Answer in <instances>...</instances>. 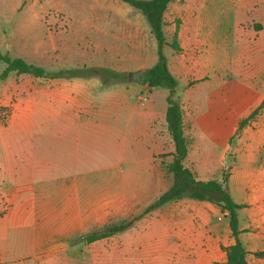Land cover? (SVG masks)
Returning <instances> with one entry per match:
<instances>
[{"label":"crops","instance_id":"obj_1","mask_svg":"<svg viewBox=\"0 0 264 264\" xmlns=\"http://www.w3.org/2000/svg\"><path fill=\"white\" fill-rule=\"evenodd\" d=\"M96 1L98 8L84 11L73 9L74 0H69L71 7L61 6L70 18V31L82 33L79 39L103 51L102 58L107 62L118 63V57L124 62V53L118 50L124 47L136 24L127 18L124 5L115 8L116 0ZM255 1L172 0L164 21L171 8L175 16L183 17L179 32L214 31L222 17L227 24L236 25L234 17L246 14ZM134 10L142 20L133 38V62L147 64L146 69L156 62V42L146 47V35L150 39L152 34L145 17ZM109 13L116 24L99 19ZM207 13L217 21L204 24ZM168 27L164 26V32L173 31ZM173 55L167 58L169 70L178 84L181 78L185 86L188 73L197 69L191 66L197 59ZM199 59L204 67V57ZM201 69L203 73L210 71L208 67ZM48 80L30 92L14 89L12 95L18 96L13 104L16 108L5 133L0 135V174L7 181L0 192V264H63L76 254L77 248H70V244L80 242L100 245L98 252L88 256L90 264L94 256L100 257L99 264H157L161 257L173 256L174 252L180 257L198 258L199 262L197 259L193 264L225 261L221 246L234 242L228 222L213 227V204L190 198L169 202L122 232L91 243L84 241L94 228L140 214L142 207L146 208L170 185L171 176L160 167L163 158L165 165L171 162L166 154L173 152L171 138L162 131L166 129V101L164 105L156 103V90L151 88L148 105H138L140 86L103 87L98 78ZM192 94L186 89L182 94V103H188L183 135L189 144L183 163L196 179L206 181L204 177L219 175L216 172L221 155L215 154L212 145L223 140L229 126L223 123L220 106L203 103L206 93ZM186 127L190 128L189 136ZM249 134L244 131L240 143L249 136L254 146L264 142V126L259 138ZM254 146H246L244 152L236 154L227 181L229 194L231 188L235 196L233 201L244 204L237 216L238 239L250 256L264 253V159L256 157ZM174 240L188 241L193 249L184 244L174 247ZM88 253L85 248L84 256ZM253 264H264V257L253 258Z\"/></svg>","mask_w":264,"mask_h":264},{"label":"rangeland","instance_id":"obj_2","mask_svg":"<svg viewBox=\"0 0 264 264\" xmlns=\"http://www.w3.org/2000/svg\"><path fill=\"white\" fill-rule=\"evenodd\" d=\"M110 1L114 2L115 0ZM115 2L118 4L115 7L118 10L122 8V5L125 6L127 18H130L136 24L135 27H132L131 33L128 34L129 39L126 40L124 47L122 46V49L118 50V52L123 51L124 62H121L120 57L115 58L118 63L111 64V62H107L102 58L104 56L103 51L94 48L90 43L85 44L83 40L79 39L82 33L70 31V18L61 10V6L67 8L70 4L71 7L69 0H0V52L12 58H22L28 63L44 68L47 72L71 67L97 65L112 68V70L123 73L124 77L122 81L120 80L112 85L125 84L133 88L140 86L137 93V104L148 105L147 101L151 89L141 83L131 82L127 78L128 72L143 71L147 65L133 62L135 49L133 38L136 37L135 32L138 30V22L142 17L128 4L120 0ZM72 4L74 5L73 9L84 11L90 8H98L99 2L96 0H74ZM174 13L175 9L170 8L165 18L166 21H164L165 26H169V29L173 28V31L164 33L168 42L177 41L179 50L174 51L169 47H164V53L169 59L174 54L184 59L193 56L198 62V65L195 64L196 61L191 65L196 66L197 69H192L188 73V81L185 86L183 80L179 79L178 93L181 98L182 122L185 107H188V103H182V94L186 89L189 92L193 91L191 96L206 93V100L203 103L220 106L222 116L225 117L223 123L229 126L227 134L223 135V140L219 139L217 143L212 145L215 154L221 155L219 169L216 172L219 175L204 177L205 180L221 181L222 171L230 177L232 162L236 154L244 152L246 146H254L250 136L243 143H240L243 132L248 130L251 133L249 135L253 133L259 138L260 131L264 126L263 110L253 119L247 121L239 135H236L240 121L247 118L264 99V0L255 1L253 8L248 10L246 14L234 17L236 25L227 24L226 18L222 17L219 27H217L218 30L214 31L179 32L183 17L175 16ZM113 18L109 13L107 17L99 19L101 21L109 20L112 24H116L117 20ZM88 20L91 23V18ZM215 21H217V18L213 14L207 13L203 18L204 24H213ZM84 34L88 35L89 33ZM153 40L152 35L150 39L146 35L147 48ZM194 41H198V44H194ZM201 41L202 43H200ZM202 57L205 59L204 67H208L209 72L203 73L201 69L204 68L199 59ZM103 63H109L111 66L103 65ZM5 66L0 61V73ZM48 81V78L43 79L27 74L16 75L14 72H10L5 79H0V135L5 133L7 121L14 108H16L13 104L17 103L18 96L12 95L15 92L14 89L20 88L30 92L38 86L42 87ZM153 90H156L153 94L154 101H157L156 103L160 101L164 105L163 95L168 92L167 89L157 87ZM4 92L5 96L9 95L10 97L4 98L5 96L2 95ZM2 99L8 101L3 102ZM230 116L232 117L231 120L229 119ZM157 127L159 126L157 125ZM189 129V127H186L188 136ZM164 130H162L163 134L167 136L166 138H170L167 131ZM163 134L161 133V135ZM186 142L188 148L187 139ZM256 146H254L253 153L258 159H264V142ZM166 156H169V154H166ZM162 162L160 167L166 169V165ZM166 174L170 176L167 171ZM6 183V179L0 174V192ZM229 190L233 195L230 194L232 199H235L232 189ZM242 205L244 207V204ZM208 211L210 212V210ZM211 212L210 222L213 227L220 222H223V224L228 222V219L225 218L226 214L221 213L214 204ZM239 218L244 221L242 213H239ZM193 222L196 223L194 220ZM174 231H176L175 228ZM173 244L174 247L184 244L185 247L193 249L192 246H189L188 241L174 240ZM70 245L72 246L70 248H77L76 254L72 255L69 258L70 260L64 261L63 264H90L88 263V256L95 254L100 249V245L85 246L84 242ZM85 248L90 252L86 256H84ZM224 248L221 246L223 251ZM261 254L262 252H254L250 256L247 253L246 261L253 264V258L264 257ZM94 257L92 264H99L100 257ZM197 259L189 255L180 257L175 255L174 252L173 256L161 257L157 264H193L194 260ZM27 264L31 263L28 261Z\"/></svg>","mask_w":264,"mask_h":264},{"label":"trees","instance_id":"obj_3","mask_svg":"<svg viewBox=\"0 0 264 264\" xmlns=\"http://www.w3.org/2000/svg\"><path fill=\"white\" fill-rule=\"evenodd\" d=\"M120 1L138 10L145 17L150 32L156 42V62L153 66L142 71L141 84L146 85L150 89L159 87L165 88L168 91L165 98L166 110L164 122L166 131L173 143V152L169 154L172 159L165 168L171 176V181L170 185L159 194L153 202L144 208L140 214L129 220H121L117 223L107 224L99 229L91 230L88 232L87 237L84 238V241L86 243H91L122 232L128 229L133 223L149 215L161 206L182 198H190L197 201H208L216 205L221 213H226L225 218L228 219V228L234 242L224 248L226 254L225 261L215 262L214 264H247V253L238 239L240 231L238 229L237 211L243 208V205L234 202L228 192L227 181L229 176L222 171L221 181L214 179L201 181L196 179L192 171L183 164L187 155V142L183 135L181 98L178 93V80L170 72L167 57L164 53V47H169L174 51L179 50L177 41L173 40L168 42L163 30L165 26L164 13L172 0ZM0 61L6 65L4 70L0 73V79H5L10 72H14L16 75L27 74L34 77L50 79H88L97 77L100 79L103 87L110 86L124 79L123 73L104 66L71 67L47 72L44 68L28 63L22 58H12L1 52ZM263 110L264 99L247 118L240 121L236 135H239V132L243 129L247 121L253 119ZM261 255H264V253Z\"/></svg>","mask_w":264,"mask_h":264},{"label":"water","instance_id":"obj_4","mask_svg":"<svg viewBox=\"0 0 264 264\" xmlns=\"http://www.w3.org/2000/svg\"><path fill=\"white\" fill-rule=\"evenodd\" d=\"M127 78L129 81L139 84L141 83V79H142V71L136 70L129 72Z\"/></svg>","mask_w":264,"mask_h":264},{"label":"built area","instance_id":"obj_5","mask_svg":"<svg viewBox=\"0 0 264 264\" xmlns=\"http://www.w3.org/2000/svg\"><path fill=\"white\" fill-rule=\"evenodd\" d=\"M224 215L226 214V213H223Z\"/></svg>","mask_w":264,"mask_h":264}]
</instances>
